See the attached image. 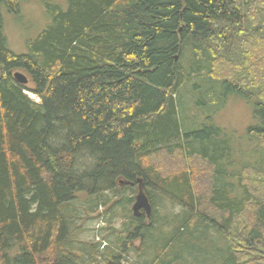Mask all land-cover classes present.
<instances>
[{
  "label": "trees",
  "instance_id": "trees-1",
  "mask_svg": "<svg viewBox=\"0 0 264 264\" xmlns=\"http://www.w3.org/2000/svg\"><path fill=\"white\" fill-rule=\"evenodd\" d=\"M26 1L0 0V264H127L132 250L145 257L135 264H264V0L46 3L52 24L18 54L3 11ZM194 88L205 106L220 90L252 104L259 158L235 160L212 122L185 131L180 96ZM163 154L206 164L207 191L189 164L147 162ZM137 178L150 218L122 194ZM81 193L129 207L117 246L75 245ZM165 200L180 209L161 214Z\"/></svg>",
  "mask_w": 264,
  "mask_h": 264
},
{
  "label": "rangeland",
  "instance_id": "rangeland-1",
  "mask_svg": "<svg viewBox=\"0 0 264 264\" xmlns=\"http://www.w3.org/2000/svg\"><path fill=\"white\" fill-rule=\"evenodd\" d=\"M68 1L70 0H28L21 5L19 13L3 11L4 29L10 49L18 54L25 53L28 49V42L34 40L42 30L52 24L46 10V3L58 4L66 10ZM185 62V59H183V63ZM195 81H197V77L191 76L189 83L185 87L188 89L187 91H192L190 85ZM27 86L31 87V83L27 82ZM193 90L191 93L186 92L187 95L180 96V115L185 131L191 129L190 125L192 121V125H198L196 129H201L205 122H212L220 129L219 136L213 142L217 146L218 144L233 146V157H235V160L239 158L241 159L240 161L244 162L245 158H249L253 162L259 158L258 151L254 152L253 148H251L254 145L256 147L259 146L257 137H253L252 135L254 133L251 132V127L255 124L252 104L237 94L229 93L227 95L220 90L219 95L222 97V101H216L217 105H213L215 103L213 98H218V96L212 93L207 95L209 104L205 106V102H199L201 98L203 100L205 99L203 94L198 92L200 90L195 88ZM25 91L31 98L36 101L39 100L34 93L27 89ZM196 139L202 142L201 144L212 147L213 142L208 141L205 136ZM149 160L155 163L159 162L164 167L169 165L172 172L179 171L189 164L177 154L152 156L147 162ZM191 163L189 167L192 168V172L198 173L196 183L199 187V193L207 191L209 185L207 177L210 172L207 165L199 159H194ZM136 192L137 186L133 192L131 190H123L122 192V194L133 197V201L129 205L130 209L134 202ZM107 195L110 197V200L115 202H119V200L123 202L126 200L120 199L118 195L116 196L112 192H108ZM94 197H87L81 193L70 204L72 212L76 214L74 223L75 235L73 237L78 240V243L75 244L76 246H83L84 243L88 244L90 242L97 244L99 250L103 251L106 246L118 245L116 234L124 227V222L130 219L129 216L131 213L127 210L129 207L125 209V206L118 203L115 205H104L101 202L96 203L94 202ZM179 209V206H173L169 201L165 200L164 207L160 211L161 214H164L171 211L177 212ZM132 242L136 247L141 245L139 238L134 239ZM125 254L127 264H135L137 261L145 259L143 256L140 259L135 250ZM98 258L100 259V257Z\"/></svg>",
  "mask_w": 264,
  "mask_h": 264
},
{
  "label": "water",
  "instance_id": "water-1",
  "mask_svg": "<svg viewBox=\"0 0 264 264\" xmlns=\"http://www.w3.org/2000/svg\"><path fill=\"white\" fill-rule=\"evenodd\" d=\"M12 76L20 84H26L28 82L27 76L22 71H13ZM131 208L134 216L139 217L144 213L147 218H150L152 206L144 191V184L141 178H137V192Z\"/></svg>",
  "mask_w": 264,
  "mask_h": 264
}]
</instances>
